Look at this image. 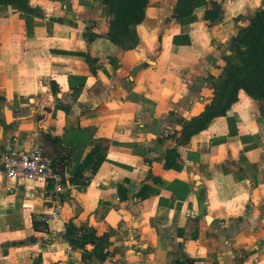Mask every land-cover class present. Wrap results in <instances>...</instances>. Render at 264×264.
<instances>
[{
    "label": "crops",
    "instance_id": "crops-1",
    "mask_svg": "<svg viewBox=\"0 0 264 264\" xmlns=\"http://www.w3.org/2000/svg\"><path fill=\"white\" fill-rule=\"evenodd\" d=\"M28 1L30 13L0 6V146L53 159L61 149L46 138L59 139L72 154L68 181L93 148L106 159L87 186L67 182L50 221L54 185L0 170V264H83L63 238L70 222L107 235L111 257L89 264H264L263 107L240 92L170 170L176 142H159L205 111L235 20L264 0H196L187 19L174 17L178 0H149L126 49L107 38L99 0Z\"/></svg>",
    "mask_w": 264,
    "mask_h": 264
},
{
    "label": "trees",
    "instance_id": "trees-1",
    "mask_svg": "<svg viewBox=\"0 0 264 264\" xmlns=\"http://www.w3.org/2000/svg\"><path fill=\"white\" fill-rule=\"evenodd\" d=\"M196 0H178L174 17L187 19L193 15ZM109 16L107 38L119 48L126 49L127 43L133 42V30L143 24L149 0H99ZM16 6L22 12H32L28 0H0V6ZM213 11H207L206 18L212 21L220 19V7L212 3ZM239 26L231 40L230 48L223 52L224 67L219 78L212 83L210 103L205 111L184 124L180 133H173L159 139V142L174 140L176 147L166 154L165 169L170 170L180 158L178 148L187 147L192 138L207 130L216 118L225 117L238 102L240 92H244L264 110V5L252 16H240L235 20ZM57 149L58 156L53 158L54 170L71 185L87 186L91 177L97 173L105 162V155L100 147L91 150L85 160L78 166L72 180L64 174L73 165L72 154L68 148L60 145V140L47 136ZM85 174H90L86 177ZM146 188V187H144ZM122 191V187H121ZM35 230L48 231L46 222H34ZM63 238L73 247L83 250V264H89L94 256L101 262L111 257L107 247V235L99 236L94 228H84L70 222ZM89 247L92 249L89 251ZM176 264H194L193 260H179Z\"/></svg>",
    "mask_w": 264,
    "mask_h": 264
},
{
    "label": "built area",
    "instance_id": "built-area-1",
    "mask_svg": "<svg viewBox=\"0 0 264 264\" xmlns=\"http://www.w3.org/2000/svg\"><path fill=\"white\" fill-rule=\"evenodd\" d=\"M0 170L4 171L8 179L40 181L46 185L52 183L57 203L47 221L59 217L61 212V197L69 186L64 181L63 176L54 170L53 161L46 155L43 147H36L25 151H7L0 146ZM69 250L71 253L72 247Z\"/></svg>",
    "mask_w": 264,
    "mask_h": 264
},
{
    "label": "water",
    "instance_id": "water-1",
    "mask_svg": "<svg viewBox=\"0 0 264 264\" xmlns=\"http://www.w3.org/2000/svg\"><path fill=\"white\" fill-rule=\"evenodd\" d=\"M149 67V64L147 63V64H144V65H141V66H138L136 69H135V71H134V76L141 70V69H143V68H148ZM6 117H7V122L9 123V124H11L12 123V114L9 112V111H6Z\"/></svg>",
    "mask_w": 264,
    "mask_h": 264
}]
</instances>
